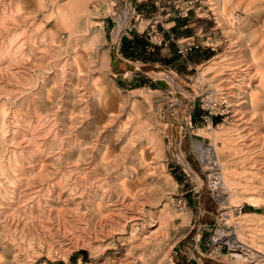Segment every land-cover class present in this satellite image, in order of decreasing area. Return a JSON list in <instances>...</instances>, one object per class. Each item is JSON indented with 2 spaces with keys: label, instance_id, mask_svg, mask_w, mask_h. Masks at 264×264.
Wrapping results in <instances>:
<instances>
[{
  "label": "rangeland",
  "instance_id": "1",
  "mask_svg": "<svg viewBox=\"0 0 264 264\" xmlns=\"http://www.w3.org/2000/svg\"><path fill=\"white\" fill-rule=\"evenodd\" d=\"M175 16L208 60L122 58ZM179 262L264 264V0H0V264Z\"/></svg>",
  "mask_w": 264,
  "mask_h": 264
},
{
  "label": "crops",
  "instance_id": "2",
  "mask_svg": "<svg viewBox=\"0 0 264 264\" xmlns=\"http://www.w3.org/2000/svg\"><path fill=\"white\" fill-rule=\"evenodd\" d=\"M186 22V23H185ZM142 31H131L123 34L119 43V51L124 60L134 59L141 64H151L172 66L175 69H180L181 71H187L196 65L202 64L204 61L208 60L212 56L211 48L204 47L200 38L196 36L197 32L193 30L192 26L187 23V19L175 16L174 19L168 21L167 26L162 28L161 38L165 41L170 34H173L175 41H170L168 46L164 47L162 44L151 41L156 51H153L152 46L142 45V43H137V40L141 38L146 39V36L141 33ZM148 33V32H146ZM176 40L178 42H176ZM183 41L192 42L190 49H187L184 53H178L176 51L177 46L182 45ZM149 44V45H150ZM152 49V50H150ZM120 63L114 69L116 72H122L119 70ZM180 264H184L179 262ZM185 264H188L186 262Z\"/></svg>",
  "mask_w": 264,
  "mask_h": 264
},
{
  "label": "built area",
  "instance_id": "3",
  "mask_svg": "<svg viewBox=\"0 0 264 264\" xmlns=\"http://www.w3.org/2000/svg\"><path fill=\"white\" fill-rule=\"evenodd\" d=\"M170 41H175V38H174V36H173V34H170V36L164 41L162 38L157 42L158 44H163V45H167ZM176 42H178L177 40H176ZM190 47H191V45H179V46H177V51L179 52V53H184L187 49H190ZM212 101V100H211ZM210 102V101H209ZM228 106H226V107H223L222 109H218L217 108V106H216V102H210V103H208V105H207V114H206V116L208 115V114H212V113H217V112H219V113H223V112H227L228 111V108H227ZM188 117H190V115L188 116ZM211 123H212V121H211ZM212 179H214L213 177H211V175L209 174V176H208V185L212 188V189H218L219 187L220 188H222L221 186H217V185H214L213 183V181H212ZM223 189V188H222ZM221 190V189H220ZM215 241V240H214ZM213 241V242H214ZM217 241V240H216ZM218 241H219V239H218ZM213 251L215 250V249H212ZM216 250H220V247L219 248H216Z\"/></svg>",
  "mask_w": 264,
  "mask_h": 264
},
{
  "label": "bare ground",
  "instance_id": "4",
  "mask_svg": "<svg viewBox=\"0 0 264 264\" xmlns=\"http://www.w3.org/2000/svg\"><path fill=\"white\" fill-rule=\"evenodd\" d=\"M232 16H233V15H232ZM233 18H234V17H233ZM254 49H255V48H253L252 50H254ZM256 49H258V47H256ZM254 53H255V51H254ZM255 56H256V55H255ZM70 89H71V88H70ZM249 147H250V146H249ZM249 147H248V148H249ZM240 150H241V149H239L238 151H235V152H236V153H237V152L240 153ZM78 168H79V167H78ZM120 206H121V204H120ZM231 245H233V247H241V246H242L241 244H238V241H237V240H235ZM244 249H246V248H244ZM246 251H248V252L246 253V254H247V255H246L247 257H254V256L256 255V254L254 255L255 251H254L252 248H247ZM256 256H258V255H256ZM256 256H255V257H256ZM256 258H257V257H256ZM256 258H255V259H256ZM251 259H252V258H251Z\"/></svg>",
  "mask_w": 264,
  "mask_h": 264
},
{
  "label": "trees",
  "instance_id": "5",
  "mask_svg": "<svg viewBox=\"0 0 264 264\" xmlns=\"http://www.w3.org/2000/svg\"><path fill=\"white\" fill-rule=\"evenodd\" d=\"M186 23V22H185ZM137 43H142V45H144V44H146L144 47L146 48V46L148 45V43L143 39V38H141L140 40H137L136 41ZM152 47H153V51L152 52H154V51H156V47H154L153 45H152ZM152 50V49H151ZM176 51H177V49H176ZM178 52V51H177ZM179 53V52H178Z\"/></svg>",
  "mask_w": 264,
  "mask_h": 264
},
{
  "label": "water",
  "instance_id": "6",
  "mask_svg": "<svg viewBox=\"0 0 264 264\" xmlns=\"http://www.w3.org/2000/svg\"><path fill=\"white\" fill-rule=\"evenodd\" d=\"M118 63H119V60L118 59H114L112 61V65L114 66V69L116 68V66L118 65Z\"/></svg>",
  "mask_w": 264,
  "mask_h": 264
}]
</instances>
